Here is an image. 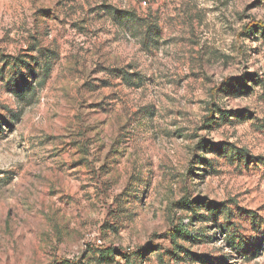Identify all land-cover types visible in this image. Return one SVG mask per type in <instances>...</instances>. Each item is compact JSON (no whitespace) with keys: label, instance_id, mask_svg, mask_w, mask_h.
I'll return each instance as SVG.
<instances>
[{"label":"rangeland","instance_id":"374dc122","mask_svg":"<svg viewBox=\"0 0 264 264\" xmlns=\"http://www.w3.org/2000/svg\"><path fill=\"white\" fill-rule=\"evenodd\" d=\"M0 264H264V0H0Z\"/></svg>","mask_w":264,"mask_h":264},{"label":"trees","instance_id":"16d2710c","mask_svg":"<svg viewBox=\"0 0 264 264\" xmlns=\"http://www.w3.org/2000/svg\"><path fill=\"white\" fill-rule=\"evenodd\" d=\"M131 18V17H130ZM53 54L50 55H45L42 52H38V58L35 60V65L38 66L40 68V70L44 73L42 78L39 80V82H37L35 85H41L45 82L47 76L49 75L50 69L52 67V61H53ZM22 63V65L24 64L23 61H20V64ZM28 66V65H27ZM17 65L12 66V70L16 69ZM20 69V68H19ZM120 75L123 77V80L126 82H131L130 77H132L129 74L126 73H120ZM139 81V79H137ZM132 82L133 85H136V82ZM28 89H24L21 92H27Z\"/></svg>","mask_w":264,"mask_h":264}]
</instances>
